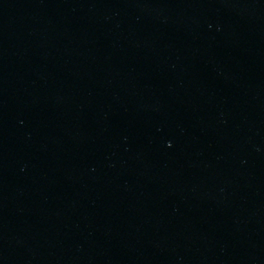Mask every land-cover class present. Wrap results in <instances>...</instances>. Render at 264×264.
Instances as JSON below:
<instances>
[{"label": "water", "instance_id": "95a60500", "mask_svg": "<svg viewBox=\"0 0 264 264\" xmlns=\"http://www.w3.org/2000/svg\"><path fill=\"white\" fill-rule=\"evenodd\" d=\"M0 264H264V0H0Z\"/></svg>", "mask_w": 264, "mask_h": 264}]
</instances>
